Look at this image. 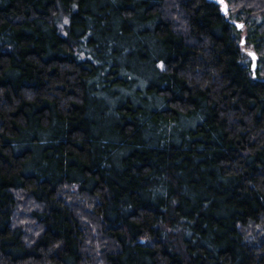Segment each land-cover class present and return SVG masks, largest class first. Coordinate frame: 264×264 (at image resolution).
<instances>
[{
  "label": "trees",
  "instance_id": "obj_1",
  "mask_svg": "<svg viewBox=\"0 0 264 264\" xmlns=\"http://www.w3.org/2000/svg\"><path fill=\"white\" fill-rule=\"evenodd\" d=\"M224 1L0 0V264H264V0Z\"/></svg>",
  "mask_w": 264,
  "mask_h": 264
},
{
  "label": "rangeland",
  "instance_id": "obj_2",
  "mask_svg": "<svg viewBox=\"0 0 264 264\" xmlns=\"http://www.w3.org/2000/svg\"><path fill=\"white\" fill-rule=\"evenodd\" d=\"M214 2H217L219 3L221 6H223L225 4V1L224 0H212ZM257 22L260 23L261 22V18H257ZM243 35H241V38H242ZM243 52L246 54V61L249 62V63H256V61H253V58H252V54H256V51L253 47H250V46H246L243 48ZM258 56V55H257Z\"/></svg>",
  "mask_w": 264,
  "mask_h": 264
},
{
  "label": "flooded vegetation",
  "instance_id": "obj_3",
  "mask_svg": "<svg viewBox=\"0 0 264 264\" xmlns=\"http://www.w3.org/2000/svg\"><path fill=\"white\" fill-rule=\"evenodd\" d=\"M242 47L244 48V47H246V41H245V39L242 37ZM257 55V54H256ZM252 58H253V54H252ZM257 59H258V56H257V58H253V61H257ZM256 68V67H255Z\"/></svg>",
  "mask_w": 264,
  "mask_h": 264
},
{
  "label": "water",
  "instance_id": "obj_4",
  "mask_svg": "<svg viewBox=\"0 0 264 264\" xmlns=\"http://www.w3.org/2000/svg\"><path fill=\"white\" fill-rule=\"evenodd\" d=\"M237 25H238V28L241 29L242 25L240 23H237ZM253 58H257V55L253 54ZM255 67H256V63L254 62L253 63V68H255Z\"/></svg>",
  "mask_w": 264,
  "mask_h": 264
}]
</instances>
